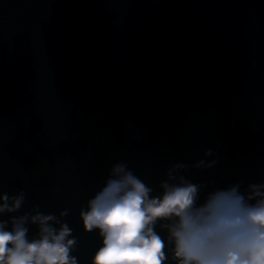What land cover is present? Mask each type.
Returning a JSON list of instances; mask_svg holds the SVG:
<instances>
[{"label": "water", "instance_id": "obj_1", "mask_svg": "<svg viewBox=\"0 0 264 264\" xmlns=\"http://www.w3.org/2000/svg\"><path fill=\"white\" fill-rule=\"evenodd\" d=\"M118 162L155 193L184 164L201 200L264 183V0H0V194L24 192L15 215L67 210L89 264L100 241L79 213Z\"/></svg>", "mask_w": 264, "mask_h": 264}, {"label": "clouds", "instance_id": "obj_2", "mask_svg": "<svg viewBox=\"0 0 264 264\" xmlns=\"http://www.w3.org/2000/svg\"><path fill=\"white\" fill-rule=\"evenodd\" d=\"M186 167H171L155 193L127 164H114L79 213L84 233L100 241L89 264H264V183L213 188L201 200L205 186L187 179ZM24 201L23 191L0 194V217H9L0 219V264H79L77 238L62 222L67 210L15 215Z\"/></svg>", "mask_w": 264, "mask_h": 264}]
</instances>
